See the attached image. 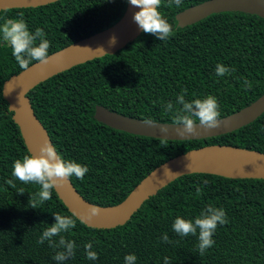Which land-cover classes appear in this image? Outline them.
<instances>
[{"label": "trees", "instance_id": "16d2710c", "mask_svg": "<svg viewBox=\"0 0 264 264\" xmlns=\"http://www.w3.org/2000/svg\"><path fill=\"white\" fill-rule=\"evenodd\" d=\"M127 1L56 0L2 9L0 26L22 19L31 32L42 29L50 54L117 23ZM203 1L183 0L177 8L163 0L159 11L174 31L166 41L141 31L113 53L54 74L26 93L56 151L88 168L83 180L69 179L84 200L115 205L154 167L200 146L225 144L264 153V112L234 131L190 140L131 134L95 117L100 107L125 117L174 123L183 92L189 102L214 96L221 118L264 93V17L225 10L177 24V14ZM217 64L234 71L218 76ZM20 70L11 47L0 40V264H57L53 257L63 249L38 240L55 223L53 214L72 215L53 190L51 200L31 208L29 199L40 186L12 175L14 162L29 154L1 96V84ZM245 80L252 83L250 89ZM168 103L172 111L166 110ZM208 206L224 209L228 223L218 225L214 245L200 255L198 233L181 237L172 225L177 217L194 221ZM164 234L170 243L162 241ZM62 235L77 246L64 264H125L128 254L137 257L135 264H164L165 257L169 264H264V178L181 175L145 199L123 224L95 228L76 219V227ZM53 239L58 243L59 237ZM89 242L98 254L95 261L86 255Z\"/></svg>", "mask_w": 264, "mask_h": 264}, {"label": "water", "instance_id": "95a60500", "mask_svg": "<svg viewBox=\"0 0 264 264\" xmlns=\"http://www.w3.org/2000/svg\"><path fill=\"white\" fill-rule=\"evenodd\" d=\"M54 1L56 0H0V10L36 7ZM129 8H131L129 15L122 21ZM186 10L191 11L195 17L188 22V17L182 15L184 11L177 14L176 20L179 26L207 14L225 10L247 11L264 17V0H205ZM138 11H140L138 7L130 5L127 1L122 17L114 25L51 52L47 64L35 61L29 65L28 69H22L2 82L1 96L7 103V110L11 112V119L17 126L29 155H38L44 142L51 143V141L42 124L35 117L26 93L52 75L92 58L113 53L134 39L142 31L133 20L134 13ZM180 15L185 20L182 25L178 23ZM112 37L116 38L114 45L110 44ZM101 48L103 51L99 50ZM263 112L264 93L247 106L219 118L221 121L219 127L206 130L198 122L197 134L184 136L177 133V128H183V125L125 117L100 107L96 108L95 117L109 127L131 134L166 140H190L234 131L252 122ZM164 127L168 129L167 132L161 131ZM228 165L245 167L250 173L228 175L211 170L213 167ZM166 169L169 172H165ZM190 173H209L232 178H264V153L225 144H210L187 150L154 167L121 202L112 206H99L84 200L69 180L61 187L54 188L53 191L67 211L71 215L74 214L81 223L95 228H111L123 224L145 199L155 194L160 188L175 178ZM91 207L100 209L99 214L91 215L89 211Z\"/></svg>", "mask_w": 264, "mask_h": 264}, {"label": "clouds", "instance_id": "9594fccd", "mask_svg": "<svg viewBox=\"0 0 264 264\" xmlns=\"http://www.w3.org/2000/svg\"><path fill=\"white\" fill-rule=\"evenodd\" d=\"M130 5L138 7L140 11L134 13V22L146 34L154 35L160 41H166L174 35L173 26L162 16L159 11L163 0H128ZM183 0H168L167 6L175 5L181 7ZM46 33L37 28L35 32H31L27 24L22 19H8L0 26V40L11 47L12 55L22 69H28L33 60L41 64L49 62L48 49L50 41L45 39ZM37 41L39 43L37 44ZM116 38L110 39V44H115ZM103 51V49H99ZM234 69L225 67L223 64L216 65V73L218 76L230 74ZM244 86L247 89L252 87V83L245 80ZM186 91V90H185ZM177 104L182 105L177 112L174 120L175 125H183V128H177L180 136L187 134H197V121L201 126L207 129H214L220 126V111L217 99L214 96H207L204 99H194L191 102L185 100L182 92L177 97ZM167 111L173 110V104L166 105ZM161 131L167 132L166 127ZM86 166L65 160L56 151L50 142L45 141L39 149L38 155H25L22 159H17L13 164L12 175L24 184H37L40 190L36 193V197H30L29 204L33 209H37V205L52 199V190L61 187L71 177L83 180L88 172ZM165 172H169L167 169ZM171 173V172H170ZM11 184L12 181H9ZM15 185H13L14 187ZM23 194V189L18 191ZM91 215H98L100 209L96 207L90 208ZM55 223L43 231L38 243L43 244L46 240L51 247H60L63 251H58L53 259L57 264H64L68 259L75 255L76 244L64 238L62 233L76 227V219L72 216H63L53 214ZM228 223V219L224 209L208 206L199 217L194 221L177 217L172 225L174 233L181 237L189 235H197L198 233V251L200 255L214 245L213 236L218 225L222 226ZM54 237H59L58 243L54 241ZM162 241L170 243L171 240L167 234L162 236ZM87 258L89 260H97L98 254L92 251V243L89 242L85 246ZM137 257L134 254H128L124 257L125 264H135ZM164 264H169L167 257Z\"/></svg>", "mask_w": 264, "mask_h": 264}, {"label": "bare ground", "instance_id": "6f19581e", "mask_svg": "<svg viewBox=\"0 0 264 264\" xmlns=\"http://www.w3.org/2000/svg\"><path fill=\"white\" fill-rule=\"evenodd\" d=\"M130 10L131 8L128 9L122 21L129 15ZM211 170H214L216 172L223 173V174H228V175H240L244 173H250V171L247 168L236 166V165L217 166V167L211 168Z\"/></svg>", "mask_w": 264, "mask_h": 264}, {"label": "rangeland", "instance_id": "374dc122", "mask_svg": "<svg viewBox=\"0 0 264 264\" xmlns=\"http://www.w3.org/2000/svg\"><path fill=\"white\" fill-rule=\"evenodd\" d=\"M189 10H190V9H189ZM189 10H186V11H184V12L182 13V15H186V16L188 17V22H189L190 20H193L194 17H195V15H194L191 11H189ZM189 17H190V19H189ZM178 23H179L180 25H182V24L185 23V20H184V18L181 17V15L178 17Z\"/></svg>", "mask_w": 264, "mask_h": 264}]
</instances>
